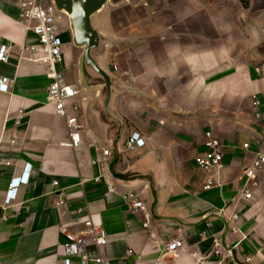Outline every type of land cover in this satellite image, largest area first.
<instances>
[{
    "label": "crops",
    "instance_id": "obj_1",
    "mask_svg": "<svg viewBox=\"0 0 264 264\" xmlns=\"http://www.w3.org/2000/svg\"><path fill=\"white\" fill-rule=\"evenodd\" d=\"M28 1L0 0V49L9 50L0 78L10 79L9 91H0V263L64 264L65 232L80 233L90 218L109 234L105 246L88 242L92 264H219L209 256L216 237L234 247L237 261L264 264V169L254 198L237 206L241 233L219 216L264 153V0L107 3L92 24L105 49L98 64L113 81L111 114L105 83L83 69L84 51L65 14L58 20L65 57L59 69L77 91L78 147L48 100V66L22 49L38 43L20 19ZM114 60L129 76L112 70ZM208 130L223 143L224 167L219 185L204 190L198 158ZM135 131L147 144L129 151ZM29 163L28 183L6 204L11 180ZM125 194H139L145 209L134 212ZM175 238L183 248L167 254Z\"/></svg>",
    "mask_w": 264,
    "mask_h": 264
},
{
    "label": "built area",
    "instance_id": "obj_2",
    "mask_svg": "<svg viewBox=\"0 0 264 264\" xmlns=\"http://www.w3.org/2000/svg\"><path fill=\"white\" fill-rule=\"evenodd\" d=\"M20 13V19L29 30H31L38 39V43L25 45L22 49L31 55L35 61L46 64L49 69V76L52 80L49 91L48 100L56 107V113L67 119V127L71 134V145L78 147L81 144L82 127L79 122L76 111L78 104L72 102L73 96L77 93L72 86L65 83V75L59 66L64 62V42L59 34L58 20L62 19L66 14L57 8L55 3L42 5L36 0L23 3ZM8 48L6 45L0 49V59L3 62L9 61ZM118 67L116 66V69ZM10 88V79L8 77L0 78V91L7 92ZM21 124V120L17 121ZM147 144L145 137L135 131L132 132L127 141L126 149L136 151L139 148L145 147ZM205 151L198 158L199 167L206 172L204 190H210L216 185H219L217 175L224 167V146L221 139L213 132L208 130L204 133ZM249 145L246 144L245 147ZM109 149H104L103 154L109 155ZM264 169V153H258L253 164L245 169L246 181L241 194L234 199L233 207L229 206L222 208L219 211V216L222 217L229 228L234 233H241L239 221L241 219L237 206L242 203V200H251L254 198L253 190L259 186V173ZM32 170V165L29 163L25 166L21 176L13 178L10 182L9 189L5 197V203L11 204L16 201L19 194V188L23 184H27ZM58 181H54L57 185ZM111 190H114L113 188ZM123 199L130 205L134 212H139L145 209V204L141 200L139 194H125ZM85 228L80 233L65 232L64 242V264H73L75 257H80V264H92L89 257L86 255V247L90 240L94 241L98 246L108 244V232L105 227L92 219H85ZM212 222L208 221L206 227L212 228ZM207 232H203L206 236ZM183 248V241L180 239H172L165 245L167 254L177 255L179 250ZM134 250L129 249L128 255H133ZM209 256H216L219 264H224L227 260H235L236 264H250L252 258H247L245 261H237L235 258L234 247L227 244L221 237H216L213 241L212 249ZM1 264V263H0ZM95 264H109L106 260L100 259Z\"/></svg>",
    "mask_w": 264,
    "mask_h": 264
},
{
    "label": "water",
    "instance_id": "obj_3",
    "mask_svg": "<svg viewBox=\"0 0 264 264\" xmlns=\"http://www.w3.org/2000/svg\"><path fill=\"white\" fill-rule=\"evenodd\" d=\"M123 1L125 0H53L59 10L69 14L75 41L79 46L84 47V64L87 71L104 81L107 90L105 108L110 114L113 81L97 61L104 44L102 36L93 27L92 16L109 2L119 4Z\"/></svg>",
    "mask_w": 264,
    "mask_h": 264
},
{
    "label": "rangeland",
    "instance_id": "obj_4",
    "mask_svg": "<svg viewBox=\"0 0 264 264\" xmlns=\"http://www.w3.org/2000/svg\"><path fill=\"white\" fill-rule=\"evenodd\" d=\"M45 3H47V4H51V3H53V0H46V2ZM109 4H113V3H109ZM119 4H121V3H119ZM230 5H231V7H233L232 5H233V2H231V3H229ZM232 18H229V17H227V20L229 21V20H231ZM118 21L120 22V18H118ZM73 31V30H72ZM74 34V33H73ZM63 40V39H62ZM74 40H75V38H74ZM82 48V50L84 51V47H81ZM105 54V49H103V51H102V54L100 55V56H102V58H104V55ZM125 62L126 63H128L129 61L127 60V59H125ZM116 66L118 67L117 69H116ZM82 67H83V69L86 71V68H85V64H84V55H83V58H82ZM111 68H112V70L113 71H115V72H117L118 74H125V76H129V67H128V69L126 68V67H123L122 65H121V62L119 61V60H114L113 62H112V64H111ZM137 69V67L135 66V70ZM107 70H108V68H107ZM102 80V79H101ZM100 80V81H101ZM105 92H106V90H105Z\"/></svg>",
    "mask_w": 264,
    "mask_h": 264
},
{
    "label": "bare ground",
    "instance_id": "obj_5",
    "mask_svg": "<svg viewBox=\"0 0 264 264\" xmlns=\"http://www.w3.org/2000/svg\"><path fill=\"white\" fill-rule=\"evenodd\" d=\"M65 13L69 16V14L65 11Z\"/></svg>",
    "mask_w": 264,
    "mask_h": 264
}]
</instances>
